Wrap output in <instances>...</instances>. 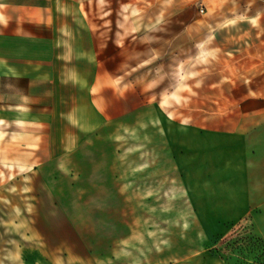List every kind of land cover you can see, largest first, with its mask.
<instances>
[{
	"label": "rangeland",
	"instance_id": "374dc122",
	"mask_svg": "<svg viewBox=\"0 0 264 264\" xmlns=\"http://www.w3.org/2000/svg\"><path fill=\"white\" fill-rule=\"evenodd\" d=\"M62 1L0 0L3 46L37 17L82 37L159 39L138 43L132 68L153 117L122 140L114 184L76 186L41 170V140L0 98V264H264V197L247 195L238 132L253 108L234 83L248 79L227 74L257 61L241 37H264L245 0Z\"/></svg>",
	"mask_w": 264,
	"mask_h": 264
},
{
	"label": "crops",
	"instance_id": "0c3cea01",
	"mask_svg": "<svg viewBox=\"0 0 264 264\" xmlns=\"http://www.w3.org/2000/svg\"><path fill=\"white\" fill-rule=\"evenodd\" d=\"M76 1L63 0L59 8H75ZM260 2L264 0H245L242 9L249 22L263 27L264 4ZM24 30L26 37H17L7 48L0 40V98L3 107L16 111L14 116L3 117L16 119L34 131V139L41 140L42 157L40 162L36 159L41 170L59 172L70 185L114 184L122 140L153 117V98L139 86L137 71L132 70L137 68L139 53L147 52L138 43L161 40L96 37L91 29L88 37H82L57 17L45 21L37 17ZM241 39L243 57L247 53L257 61L227 74L248 79L234 83L243 92V108H253L243 111L244 125L238 132L246 155L247 195L262 198L264 37ZM164 41L196 44L201 38L167 37Z\"/></svg>",
	"mask_w": 264,
	"mask_h": 264
}]
</instances>
